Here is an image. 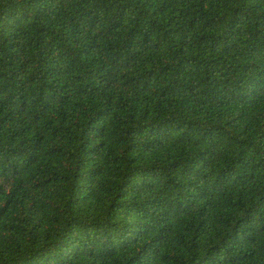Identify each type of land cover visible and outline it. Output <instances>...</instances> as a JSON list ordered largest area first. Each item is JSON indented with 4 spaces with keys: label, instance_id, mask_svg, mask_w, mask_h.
Listing matches in <instances>:
<instances>
[{
    "label": "trees",
    "instance_id": "obj_1",
    "mask_svg": "<svg viewBox=\"0 0 264 264\" xmlns=\"http://www.w3.org/2000/svg\"><path fill=\"white\" fill-rule=\"evenodd\" d=\"M0 264H264V0H0Z\"/></svg>",
    "mask_w": 264,
    "mask_h": 264
}]
</instances>
